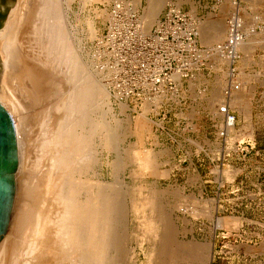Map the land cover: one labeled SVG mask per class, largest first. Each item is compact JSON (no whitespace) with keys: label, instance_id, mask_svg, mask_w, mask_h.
<instances>
[{"label":"rangeland","instance_id":"374dc122","mask_svg":"<svg viewBox=\"0 0 264 264\" xmlns=\"http://www.w3.org/2000/svg\"><path fill=\"white\" fill-rule=\"evenodd\" d=\"M88 1L82 16L91 24L93 22L96 37L91 38L85 32L87 38L82 43V57L84 65L92 71L90 63L93 57H97L94 53H99L98 62L103 63V68L102 72L99 71L100 75L96 73V78L108 90L104 66L106 60H102L101 53L95 49V40L105 32L111 0ZM125 1L130 5L133 3L132 0ZM171 1L191 16L199 18L200 38L208 48L224 44L226 18L237 12L245 38L236 50L241 48L245 54L238 51V58L233 62L228 57L212 56L207 69L189 80L187 86L184 83L179 91L167 95L165 99L159 97L154 100L155 103L160 101V104L157 109L148 110L147 113L143 110L139 115L131 114L125 103L115 102L107 91L115 118L121 122L115 147L109 151L102 150V161L100 159V164L93 166L96 175L88 172L87 175H80V180L72 185L63 186L65 189L71 187L72 195L63 188L64 194L72 196L74 202L71 201V208L87 207L85 223L75 228V241L79 246H85L82 253L66 251L64 236L59 234L55 223H51L50 228V220L58 212L59 215L66 212L69 205L52 202L54 180H50L53 183L49 181L50 190L44 184L49 171L48 161L44 157L36 163L35 159L38 153L34 149L39 138L47 132V127L53 130L52 125H57L55 123L62 117V110L54 111L51 105L56 103V99L50 101L52 86L47 77L42 79L37 92L36 87L29 83L22 85L21 91L24 90V100L28 103L24 106L28 146L33 151L29 153L32 160L26 167L25 180H28L25 185L32 187L39 184L42 193L40 191L38 199L43 201L26 198L27 190L25 196L19 195L22 192H15V196L17 193L18 199L20 197V214L25 210L21 220L26 223L21 222L14 227L10 247L0 258V264H264V0H165L159 16ZM147 2L140 0L138 7L131 5L141 15L146 32L157 22L149 27L145 22L144 7ZM15 3L16 0H0V29L9 10H14ZM234 6L238 11L233 9ZM74 8L76 10V4ZM18 25L20 23L12 31L13 38L8 40L10 45L17 43ZM3 40H0V46ZM3 69L4 63L0 58V75ZM232 70L235 71L233 76ZM229 81L232 83L230 97L227 98L224 89ZM243 82L245 92L242 90ZM235 85H238L237 89ZM244 102L245 107L242 106ZM63 103L64 96H61L56 104ZM222 103H229L236 115L235 127L225 142L216 139L211 121L212 115L222 116L218 112ZM42 104L49 105V112L46 111L48 107L46 109ZM121 104L126 107L123 113L119 111ZM236 107L245 111V115ZM40 109L43 113H40ZM104 121L107 126L109 118L105 117ZM42 126H46L45 129ZM239 136L245 137L243 142H239ZM113 159L120 162L116 170L109 165ZM222 171H225L224 175ZM228 174L230 179H227ZM98 182L100 186H97ZM87 198V202L83 201ZM28 200L31 202L27 203ZM24 202L27 204L23 205ZM28 204L40 205L37 208H41L42 214L34 205L31 211ZM25 205L29 206L28 209H25ZM35 210L38 213H34ZM48 210H55L54 215L53 211ZM36 214H44L43 220L49 222H44L41 234L35 232L33 220ZM228 215L240 217L241 220ZM158 230L164 231L163 234H158ZM235 230L237 232H233ZM158 235L162 236L159 240ZM56 245L60 247L55 248ZM29 246L31 252L27 253ZM37 255L40 256L36 258Z\"/></svg>","mask_w":264,"mask_h":264},{"label":"bare ground","instance_id":"6f19581e","mask_svg":"<svg viewBox=\"0 0 264 264\" xmlns=\"http://www.w3.org/2000/svg\"><path fill=\"white\" fill-rule=\"evenodd\" d=\"M164 1L165 0H148V2L146 3V6L144 7V11H145L144 19L148 27L157 21ZM88 2H89L88 0H16L14 10L12 12L11 10L13 8L9 10L4 26L0 29V40L2 41L4 39L3 40L4 43H1V46H0V58L1 60H3V63H4V69H3L4 71L2 72L3 74L0 75V103L9 112V114L12 117L14 127H15L16 140L18 143V164H17V170L14 173L15 192H22V193H19V195L24 194L25 196V193H26L25 191L27 190L26 198L29 197L30 200L32 201L33 200L43 201V199H38V194L40 193L41 190H39L40 185L37 182L36 183L38 184V186H32V183H31L32 187H29L30 185L28 186L27 184L26 185L28 187L25 185V183H27L25 181L28 180L27 178L25 180L26 167L29 165V162L32 160L29 158V153L33 151H30V148L28 146L29 138H28V133L26 130L27 127H26V121H25L26 112L24 113V106L28 103H26L24 100L25 95L22 93L24 90L21 91V88H22V85H24L25 83H29L31 86L36 87V92H37L41 88L40 85H41L42 79L47 77L50 83L49 85H51L53 88V89L51 88L50 90L51 92L47 91L49 92V94L52 93V97L50 96V98L52 99L49 98L50 101L53 102L55 101L53 99H56L55 102L57 103V99H59V97L61 96H64L63 104L57 105L56 103L54 104V102L52 104L50 102L54 111L55 109L62 110L61 111L62 117L56 120L58 123L56 122L55 124L57 125H54L53 124L54 121L52 120L53 130L51 131V129L48 130L49 129L48 127L46 128L47 132L43 134L44 136L41 139L39 138L38 143L37 141H35L37 145L34 150L38 153L37 155H35V159L37 160L36 163H38V160H40L41 158L44 159V157L48 161L46 162V164L48 163L47 167L49 171L46 176V181L44 180L45 181L44 184L47 186L46 188L49 189L48 188L49 181L54 180L55 184L53 183V181H50V183L51 182L53 183L51 194H53L54 201L51 199L52 202H55V201L57 203L64 202L66 206L69 205L68 206L69 208L67 209L66 212L63 211L61 215H59L60 212H58L59 214L57 213L58 215L54 217L55 222H53L54 219L52 220L50 218L51 219L50 228H52L51 227L52 224L55 223L54 226L56 227L57 231H59V234L61 233L64 236L63 240L65 244L62 242L65 245L64 248L66 249V251L71 252V253L72 252L75 253L77 251H78L77 253H82V250L85 248V246L84 248L79 246L78 242L75 241V235H76L75 228L77 225L82 226L85 223L87 207L81 206L78 209L77 207L76 209L72 207L73 208L72 209L71 208L72 205L70 204L71 201L74 202L71 198L72 196L68 197V195L64 194L65 192H63L65 190H69L71 187L69 189H65L63 186L72 185V183L75 182L76 180H80V177H79L80 175H87L88 172H93L92 176L97 174L93 166L96 163L100 164V162L102 161V158H101L102 150L109 151L115 147L116 135H117V131L119 129L120 123H121V122H118L115 118L113 104L109 98V95L111 96V94L109 91V84L107 81L108 72H106V80H105L108 86V90L106 89V87L102 85L99 79L96 78V76L98 77L96 73H99L100 75L99 71L102 72V68H103V65H102L103 63L101 64L98 62L99 53L98 52L94 53V55H97V57L96 58L93 57L92 62L90 63L92 71H90L88 67L84 65V61L82 57V49H83L82 43L86 37L84 36V34H86L85 32L87 31V34L91 38H93L96 32V30L94 29V26H92L93 22L91 24L90 20L88 21V19H85L86 17L82 16L83 13L87 9ZM132 2H133L132 4H134L135 7H138L140 0H132ZM74 4H76V10L74 8ZM27 7H29L30 9L29 10L26 9ZM234 9L238 10L237 6L236 7L234 6ZM72 15L74 17L73 19H72ZM19 23H20V26L18 25L19 33L17 37L18 38L17 43L15 45H10L8 43V40L13 38L11 36L13 33L12 31L15 29V27ZM85 26L87 27L86 30H84ZM226 26H227V30H226L225 41L227 40L228 33H229L228 24H226ZM197 34L198 36L200 35L199 27H198ZM244 38H245V32H244V37L242 38V40L238 42L236 46H234L233 55L234 53L235 54L238 53L236 50V47H238L241 44ZM6 51H8L9 54H7ZM233 55L227 56L231 60L230 62H233V57H234ZM58 76H60V78ZM231 83L232 81H230L229 86H231ZM107 91H109L108 92L109 95ZM41 92L42 91H39V93ZM225 96L227 98L230 97V90H229V94L228 95L225 94ZM159 97H157L155 100H157ZM46 103L49 104V102H46ZM120 103H124V102H120ZM150 104H153V103L152 102L150 103L149 101L144 103L141 107V110H140L141 112H138L135 115H139L140 113H142L143 110H144V113H147L148 110H152L151 108L152 106L151 107L148 106ZM154 104H155V107H157L160 104V101H158L157 103L154 102ZM42 105H44L43 107L45 108L48 107V109L46 108L47 110L42 108L43 111L46 110L47 112H49L48 111L49 105H46V104H42ZM227 106L229 108H232L229 103H227ZM126 107L121 104L119 106V111L123 113ZM40 113H43L41 109H40ZM49 114L50 113H48V115ZM105 117L109 118V121L107 122L108 127L104 124ZM46 124L47 126L49 125V127H51L49 123H45L44 125ZM53 126H56V127L54 128ZM105 126L107 127L108 130L105 128ZM42 127H44L45 129L46 126H42ZM233 129L234 128L232 127H228L227 133L229 134ZM237 139L239 140V142H243L245 137L239 136ZM31 157L33 158V156ZM114 159H113V162L109 164L112 170H116V166L120 164L119 161H114ZM32 162H35V161H32ZM36 163H34V166ZM28 171H29V168H28ZM49 172L51 173V175L49 174ZM222 172L224 175L225 171H222ZM229 172L230 171H228V173ZM76 174H78V177H76L77 176ZM219 175H220L219 177H221V174ZM228 175H229V178L227 179H230V174ZM32 177L34 178V176ZM86 178L88 177L86 176ZM28 182H30V180ZM97 186H100V182H98ZM54 188L56 189V191H54L53 193ZM70 192L72 195V191ZM14 196H15V193H14ZM18 196L16 193V196L14 198L11 211H10V217H9V223L7 226V230L5 231L2 242L0 244V258H2L3 254L5 255V253L10 247V243H11L10 236L12 234L14 227L22 222L21 218L23 217L25 210L22 212L23 214H20V211H21L19 209L20 197L18 199ZM28 201L27 203L31 202V201L29 202ZM83 201L87 202L88 198ZM25 203L26 202L22 204L24 205ZM50 203L51 202H49V204ZM35 204L37 203L35 202ZM35 204H32L31 206L30 204H28L30 206L28 207L31 208L33 205H34L33 207H35L36 206ZM25 206H24L25 209L26 208L28 209L27 205ZM37 206L39 207L40 205H37ZM37 206L35 209H38ZM63 209L65 210V208ZM30 210L32 211V208ZM40 210L41 208L38 209L39 212ZM36 211L37 210H35L34 213H38ZM48 211H53V210H48ZM41 212L40 214H42ZM49 213L51 212H48V214ZM52 213L54 215L55 210ZM36 215L37 216H35V221L33 220V223L35 222L34 224L35 232L36 234H41L43 224L46 219L43 220L44 214L42 216L41 215L38 216V214ZM228 216L237 217L233 215H228ZM47 219L49 220V218ZM29 220H30V217H29ZM237 220H241V218L237 217ZM47 222L48 221H46L45 223ZM48 224H45V225L47 226ZM238 224L239 223H237V225ZM55 227H53V229H55ZM158 231H159L158 234L160 233L163 234L164 232L162 230L161 232L160 230ZM233 232H237V230ZM49 233H52V232H49ZM160 236L159 235L156 236V237H159L157 238L158 240L161 239ZM55 237H57V235ZM40 238H43V237H40ZM157 239L155 240L158 241ZM46 247H44V249ZM59 247L60 246L56 245L55 248H59ZM63 249L62 250L59 249L58 251L60 250L63 251ZM49 251L51 252L52 249ZM30 252H31V247H30V251H28L27 253H30ZM59 253H62V252H59ZM39 256L37 255L36 258ZM66 256L67 255H65V257ZM46 257L44 256V258ZM55 258L56 257H54L53 259ZM77 259L79 258L77 257Z\"/></svg>","mask_w":264,"mask_h":264},{"label":"built area","instance_id":"2783aa9c","mask_svg":"<svg viewBox=\"0 0 264 264\" xmlns=\"http://www.w3.org/2000/svg\"><path fill=\"white\" fill-rule=\"evenodd\" d=\"M199 18L183 11L174 1L167 4L157 22L146 32L141 15L125 0H111L105 32L95 40V49L106 60L105 72L111 98L126 103L136 114L146 102L171 95L198 73L208 68L212 56H232L234 46L244 37L237 12L226 18L228 38L211 48L199 44ZM233 61L238 58L234 53ZM232 70L231 75H234ZM230 83V81H229ZM238 85H235L237 89ZM231 90L224 89L226 95ZM222 116L212 115L216 139L226 141L228 127H235V110L225 103L218 107ZM245 160V159H244Z\"/></svg>","mask_w":264,"mask_h":264},{"label":"water","instance_id":"95a60500","mask_svg":"<svg viewBox=\"0 0 264 264\" xmlns=\"http://www.w3.org/2000/svg\"><path fill=\"white\" fill-rule=\"evenodd\" d=\"M18 143L9 112L0 103V244L9 223L14 201Z\"/></svg>","mask_w":264,"mask_h":264},{"label":"crops","instance_id":"0c3cea01","mask_svg":"<svg viewBox=\"0 0 264 264\" xmlns=\"http://www.w3.org/2000/svg\"><path fill=\"white\" fill-rule=\"evenodd\" d=\"M243 4H244V8H245V2H243ZM234 9V8H233ZM220 10V8H218V10L217 11H219ZM235 10V9H234ZM235 11H238V10H235ZM199 44L200 45H202V46H207L206 44H203L202 43V40H201V38H200V35H199ZM208 47V46H207ZM238 51H241V52H243L244 54H245V50H243V49H238L237 50V52ZM242 80H245V78H242ZM242 90H243V92H245V82H243V87H242ZM242 106L243 107H245V102L244 103H242ZM237 108V107H236ZM238 110H240V111H242L243 113H244V115H245V111H243L242 109H239V108H237Z\"/></svg>","mask_w":264,"mask_h":264}]
</instances>
